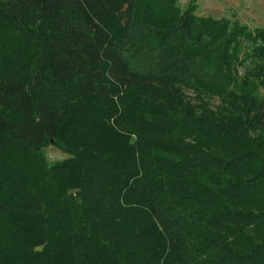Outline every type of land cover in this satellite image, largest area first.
<instances>
[{
	"label": "trees",
	"instance_id": "16d2710c",
	"mask_svg": "<svg viewBox=\"0 0 264 264\" xmlns=\"http://www.w3.org/2000/svg\"><path fill=\"white\" fill-rule=\"evenodd\" d=\"M194 10L0 0V264H264V30Z\"/></svg>",
	"mask_w": 264,
	"mask_h": 264
},
{
	"label": "rangeland",
	"instance_id": "374dc122",
	"mask_svg": "<svg viewBox=\"0 0 264 264\" xmlns=\"http://www.w3.org/2000/svg\"><path fill=\"white\" fill-rule=\"evenodd\" d=\"M176 3L180 8L193 4L194 13L198 16L225 17L238 20L249 28L264 30V0H176ZM188 95L192 94L188 92ZM209 102L213 105L218 100L213 98ZM45 155L49 161L68 157V154L55 146L46 147Z\"/></svg>",
	"mask_w": 264,
	"mask_h": 264
}]
</instances>
